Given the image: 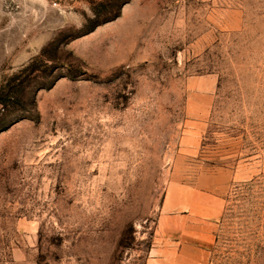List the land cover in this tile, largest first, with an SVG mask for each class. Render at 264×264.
Masks as SVG:
<instances>
[{
    "label": "rangeland",
    "instance_id": "374dc122",
    "mask_svg": "<svg viewBox=\"0 0 264 264\" xmlns=\"http://www.w3.org/2000/svg\"><path fill=\"white\" fill-rule=\"evenodd\" d=\"M198 194L264 264V0H0V264H150Z\"/></svg>",
    "mask_w": 264,
    "mask_h": 264
},
{
    "label": "crops",
    "instance_id": "0c3cea01",
    "mask_svg": "<svg viewBox=\"0 0 264 264\" xmlns=\"http://www.w3.org/2000/svg\"><path fill=\"white\" fill-rule=\"evenodd\" d=\"M191 215L176 218V224L156 237L150 264H208L215 242L216 224L222 213L220 199L198 194L191 203Z\"/></svg>",
    "mask_w": 264,
    "mask_h": 264
},
{
    "label": "trees",
    "instance_id": "16d2710c",
    "mask_svg": "<svg viewBox=\"0 0 264 264\" xmlns=\"http://www.w3.org/2000/svg\"><path fill=\"white\" fill-rule=\"evenodd\" d=\"M4 107H6V104H4Z\"/></svg>",
    "mask_w": 264,
    "mask_h": 264
}]
</instances>
